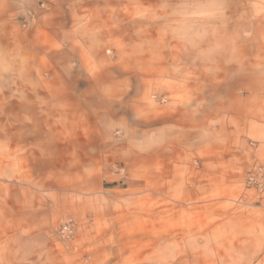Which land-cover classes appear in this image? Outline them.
<instances>
[{
  "label": "rangeland",
  "instance_id": "rangeland-1",
  "mask_svg": "<svg viewBox=\"0 0 264 264\" xmlns=\"http://www.w3.org/2000/svg\"><path fill=\"white\" fill-rule=\"evenodd\" d=\"M218 3L220 17L193 48L168 27L176 19L174 0H73L74 27L89 36L80 57L95 90L106 78L95 73L103 60L110 63L111 92L125 85L122 102L134 117L121 128L88 116L100 101L79 100L80 85L65 91L79 59L10 63L0 51V264H264V223L246 211L264 198L246 183L264 159L256 158L234 200L190 191L183 165L175 171L165 163L159 179L151 172L154 113L204 91L236 102L233 86L248 82L247 64L264 63V0ZM91 123L102 131L90 141L78 138L88 136ZM110 170L118 178L106 176ZM134 170L144 173L131 179ZM13 201L24 209L13 211ZM34 201L37 215L29 209Z\"/></svg>",
  "mask_w": 264,
  "mask_h": 264
},
{
  "label": "crops",
  "instance_id": "crops-1",
  "mask_svg": "<svg viewBox=\"0 0 264 264\" xmlns=\"http://www.w3.org/2000/svg\"><path fill=\"white\" fill-rule=\"evenodd\" d=\"M72 4L73 0H0V26H14L9 33L0 31V41L4 44L0 51L5 52L10 63H44V60L45 63H72L79 59V70H71L70 81L63 83L65 91L71 92L75 84L80 85L81 91L76 93L79 100L100 101L94 104L96 111L88 116L107 124L112 120L121 128L128 118L134 117L127 103L122 102L127 93L125 85L116 83L119 89L111 92V67L103 60L99 61L95 73L106 78L102 90H95V78L88 74L80 57L82 45H87L89 36L82 28L74 27L72 21L77 17ZM20 23L24 28L19 26ZM246 71L248 82L233 86L236 89L234 96L238 98L236 102H228L222 94L204 91L190 97L174 98L163 113L152 115L151 154L156 161L151 172H155L157 179L163 178L159 170L165 163L168 168L169 164L174 165L175 171L183 165L188 171L184 175L185 184L200 197H214L215 201L241 197L247 171L256 158L264 159V63H248ZM60 106L66 114L68 109L70 114L77 112L72 107ZM101 126L91 123L84 129L88 136L79 134L77 137L90 141L95 137L94 133L102 131ZM162 129L166 130V137L160 136ZM250 137L259 141L257 147L249 145L247 138ZM59 141H63L62 136ZM142 173V170H134L130 178L137 179ZM106 176L118 178L112 170L106 171ZM253 200L257 203L247 205L246 211L253 213V221L262 224L264 198ZM236 202L244 205L239 200ZM10 206L16 212L24 209H20L21 204L16 201ZM29 209L37 215L39 206L34 201ZM237 209L241 212L243 208ZM245 215L242 212L239 216ZM28 233H33V229Z\"/></svg>",
  "mask_w": 264,
  "mask_h": 264
},
{
  "label": "clouds",
  "instance_id": "clouds-1",
  "mask_svg": "<svg viewBox=\"0 0 264 264\" xmlns=\"http://www.w3.org/2000/svg\"><path fill=\"white\" fill-rule=\"evenodd\" d=\"M168 25L172 34L193 48L199 46L221 15L218 0H174Z\"/></svg>",
  "mask_w": 264,
  "mask_h": 264
},
{
  "label": "built area",
  "instance_id": "built-area-1",
  "mask_svg": "<svg viewBox=\"0 0 264 264\" xmlns=\"http://www.w3.org/2000/svg\"><path fill=\"white\" fill-rule=\"evenodd\" d=\"M247 189L251 190L257 196L264 195V161L258 163L247 175ZM64 232L71 231L69 226H64Z\"/></svg>",
  "mask_w": 264,
  "mask_h": 264
}]
</instances>
